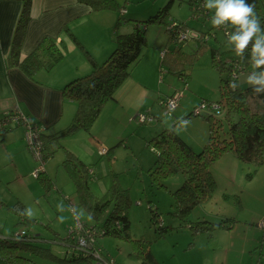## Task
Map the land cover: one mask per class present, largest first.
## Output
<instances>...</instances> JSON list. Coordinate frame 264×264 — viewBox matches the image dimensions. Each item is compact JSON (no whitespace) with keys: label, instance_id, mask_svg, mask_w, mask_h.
Wrapping results in <instances>:
<instances>
[{"label":"rangeland","instance_id":"obj_1","mask_svg":"<svg viewBox=\"0 0 264 264\" xmlns=\"http://www.w3.org/2000/svg\"><path fill=\"white\" fill-rule=\"evenodd\" d=\"M117 1L124 4L126 0ZM168 1L128 0L127 5L131 7L132 12H136L132 14L145 15L146 20L148 16H151L150 14H155ZM138 20L144 21V19ZM170 20L187 22L192 31L198 30L204 35L207 47L191 66V77L187 79V84L169 73L165 66L164 73L161 74L159 71L156 77L157 87L151 92L150 97L152 98L151 107L153 106L152 114L155 118L162 119H156L151 123H139L135 119L137 113H133L132 116L127 115L125 119L121 118L119 122H116L106 118L108 114V108H106L107 110L101 111V117H98L89 131L79 129L73 135L49 139L48 148H46L52 154L46 158L45 172L43 171L39 177L33 176L39 165L36 160H33L34 166L31 171L21 170L19 175L12 172L11 174L14 175L8 176L7 165L0 166L2 180L0 206L3 205V210L0 212V219L3 221H0L2 224L5 221L7 227L11 226V229L6 231L14 228V223L12 228V217H18V214L2 200L13 203L16 196L25 204L26 217L34 220L28 226H23H26L29 231L42 232L47 236L46 238L67 234L71 227L76 226L78 220L87 225L95 223L80 200L75 179L63 163L68 152L72 150L95 172L89 175L88 180L94 196H104L113 184L127 191L131 238L125 239L112 235L98 238V245L115 261V264H142L141 258L137 256L136 240L147 242L160 264H264V230L258 226V222L264 218V165L254 170L253 165L240 162L238 167L231 166V175L226 176L223 171L216 173L217 188L214 197L208 204L197 207L188 219L192 222L203 219L218 222L225 217H232L235 222L231 228L217 229L211 236L201 234L194 239L188 224L169 214L174 209L171 192L181 186L185 176L178 173L166 179L164 181L166 188H159L151 183L148 168L154 164L157 150L149 144V140L164 128L173 126L177 116L193 111L204 99L220 98V76L211 65V49L231 48L223 30L214 28L210 17L200 19L193 17L189 0H176L170 11ZM129 22L133 28L134 22ZM124 25L119 27L120 32H125L122 29ZM146 38L147 44L143 47L142 54H145L147 50L148 53H159L161 44H164L162 47L164 50L168 42L166 26L159 23L150 24L146 30ZM187 50L193 49L189 47ZM252 71L253 69L249 68L245 72H239L237 81L240 87L250 86L247 83V76ZM159 87L161 90L158 91ZM171 90L172 92L183 91L179 108L173 111V115L166 113L162 105V99L170 95ZM148 112L144 110L139 113ZM190 120L192 122L188 123ZM188 122V124L185 122L179 125L180 131L177 130V132L180 136L194 134L201 124L209 126L201 116H193ZM223 130H226V123H223L222 128L217 129L216 134L222 135ZM93 136L102 138L103 143L105 142L103 146L106 148L109 146L112 151L108 154L101 153V148L95 139L91 141V144L88 141ZM192 149L200 151L197 147ZM46 173L48 176L45 175ZM249 173H253L250 179L247 177ZM49 176L54 181V186L50 182L51 187H47L48 180L45 178ZM224 195H228V199H224ZM155 209L158 210L163 225L173 227V230L164 235L160 234L159 226L153 219L152 210ZM200 209L219 216L198 218ZM7 213L12 219L9 222ZM89 216L91 219L88 218ZM61 218L64 219L63 222ZM34 260L40 264H55L36 256Z\"/></svg>","mask_w":264,"mask_h":264},{"label":"trees","instance_id":"obj_2","mask_svg":"<svg viewBox=\"0 0 264 264\" xmlns=\"http://www.w3.org/2000/svg\"><path fill=\"white\" fill-rule=\"evenodd\" d=\"M77 1L89 5L94 11L113 10L120 13L115 25V48L105 61L98 62L70 32L67 25L62 27L63 32H67L75 40L92 69L90 73L70 80L62 88L63 97L76 103V112L68 127L55 139L72 135L79 129L87 131L91 129L105 104L115 99L117 90L131 76L134 67L140 61L142 49L147 44L146 30L150 24H164L168 34L167 49L162 56L161 72L164 71L165 66L169 73L186 84L187 79L191 77V66L207 47L202 34L195 39V42H192L191 46L184 47L187 41L178 42L177 31L188 28V24L179 21L176 27H171L173 20H170V11L176 0H169L155 14H151L146 20L144 18V21L126 17L121 13V9L126 7L128 1L124 4L117 0ZM202 2L205 4V0H189L193 17L200 16L197 19L201 18L197 12ZM247 2L254 5L261 26L264 27V0H247ZM31 6L32 0H23L9 63L20 66L30 77H33L41 69L52 70L62 60L63 53L59 49L57 39L46 36L29 55L25 57L21 55L22 42L27 25L31 20ZM204 9L207 10L205 7ZM206 17H211L210 11ZM129 21L134 22L133 28ZM123 24H130L131 29L127 32H120L119 27ZM229 30L232 31V29ZM189 47L193 50L188 51ZM211 65L220 76V98L216 102L226 104L225 117L218 119L212 115H196L194 111H191L175 121L176 124L189 120L193 116H201L208 122L210 134L202 149L198 152L194 151L176 132L175 124L164 128L149 140V144L157 150L155 162L148 170L151 183L159 188H166L164 183L166 179L178 173L185 176L181 186L171 192L174 209L169 214L188 224L193 239L201 234L211 236L217 229L231 228L235 222L232 217H225L218 222L209 219L192 222L188 219L193 210L207 202L217 188V182L211 170L214 162L223 153L233 151L240 161L253 165L254 170L264 165V93H255L251 85L242 88L237 81L240 71L253 69L250 63V52L241 58L235 54L233 48L227 50L212 48ZM233 83L237 85L235 89L230 86ZM203 101L213 102L207 99ZM223 123H226V130H223L222 135H217V129L222 128ZM11 129L13 128L0 131V135ZM43 135L45 137V133ZM111 151L112 148L107 153ZM47 154V157L51 156V153ZM63 163L76 181L82 204L86 206L95 220L93 226L102 231L98 238L112 235L130 239L127 191L113 184L104 196L96 197L91 192L88 182L89 175H91L89 166L73 152H68ZM252 176L253 173L247 175L249 179ZM45 179L48 180L47 187H50L51 179L49 177ZM24 207L21 201H17L9 208L18 214L17 225L28 226L34 220L26 217ZM152 213L154 223H157L160 217L159 212L155 209ZM173 229V227L169 228L164 225L159 226L161 235ZM62 241L72 250L63 254L55 252L53 245L57 244L56 237L49 239L39 234L28 233L27 230L13 232L11 235H4L0 231V264H40L34 260L35 256L55 264H97L101 258L102 260L110 258L98 245V239L95 246L88 250L77 249L75 243L67 237ZM135 245L137 256L141 258L142 264H160L147 242L136 240ZM96 250H100V257L95 253Z\"/></svg>","mask_w":264,"mask_h":264},{"label":"crops","instance_id":"obj_3","mask_svg":"<svg viewBox=\"0 0 264 264\" xmlns=\"http://www.w3.org/2000/svg\"><path fill=\"white\" fill-rule=\"evenodd\" d=\"M127 4L125 7V16L137 19L145 18V15L132 14L136 12H132L133 10ZM22 7L23 0H0V117L6 111L18 108L21 113L30 117L33 122L45 128V141L46 147L48 148L49 139H55L60 132L68 127L76 111V103L63 97L62 88L70 80L84 76L90 73L92 69L91 64L75 40L67 32H63L62 27L67 25L70 32L82 43L91 55L98 62H103L115 48V25L120 13L113 10L94 11L89 5L77 0H32L31 20L27 25L25 37L22 42L21 55L23 57L29 55L44 37L52 36L57 39V44L63 53V58L52 70L46 71L41 69L33 77H30L20 66L9 63L12 42ZM188 28H190L189 24ZM122 29L125 32L129 31L131 29L130 24H125ZM159 30L162 29L159 28ZM192 42H195V40L188 41L184 44V47H188ZM163 46L164 44H161V53H148L147 50L145 54H142L131 76L117 90L115 99L110 100L103 107L102 112L108 108L106 118H111L119 122L121 118L125 119L127 115L132 116L133 113L138 114L146 110L154 117L155 121L156 119H162L161 117L155 118L152 114L153 106L151 107L152 98L150 96L151 92L155 91L157 87L156 77L163 68L161 67V62L163 52L167 49V44L164 50H162ZM159 90H161L160 87L158 88ZM174 91L172 92L171 90L170 93H172L170 95ZM189 113L180 114L181 116H177L176 119ZM154 120L150 121V123L155 122ZM185 122L187 123L188 120L176 124L173 122L176 132L177 130L180 131L179 125ZM190 122L192 120L188 123ZM209 134V126L201 124L197 127L194 134L184 136L185 138L183 136L181 137L191 147L202 149L209 138ZM94 139L99 146L105 143H103L102 138L95 136L88 140L89 143L91 144V141L93 142ZM107 149L109 151V146ZM0 151V166L7 165L8 170L6 173L8 176L14 174L19 175L21 170L25 172L26 170H32L31 168L34 166L33 160L35 159L28 150L23 126L15 127L0 135ZM70 151L73 152L72 150ZM47 152L49 153V151ZM73 153L76 154L75 152ZM76 156L78 155L76 154ZM78 158L80 157L78 156ZM240 162L242 161L239 160L233 151L223 153L211 167L215 180H217L216 173H221L222 171L226 176L231 175V166L235 165L238 167ZM152 166H149L148 169ZM22 167L25 169H21ZM92 171L94 172L93 169ZM12 172L15 173L11 174ZM45 175L48 176V173ZM51 181V185L54 186V181L52 179ZM0 184H2L1 179ZM214 193L203 204H208L214 197ZM224 199H228V195H224ZM2 201L9 207L13 206L17 201L23 203L17 196L13 203H8L6 200ZM203 204L199 206L201 207ZM2 206H0V212L3 210ZM73 211L75 212V208H73ZM7 215L8 222L13 219L12 228L13 223L14 228L6 231L7 229H11V226L7 227L5 221L4 224L0 221V231L2 234L11 235L13 232L27 230L28 233L47 237L42 232L29 231L23 224L17 225L19 218L12 217L10 219V214L7 213ZM202 216L218 217L219 215L210 214L200 209L198 218ZM67 234H58L59 237H56L57 244H55V248L53 247V249H57L56 252L59 254L72 250V248L62 241L67 237Z\"/></svg>","mask_w":264,"mask_h":264},{"label":"built area","instance_id":"obj_4","mask_svg":"<svg viewBox=\"0 0 264 264\" xmlns=\"http://www.w3.org/2000/svg\"><path fill=\"white\" fill-rule=\"evenodd\" d=\"M203 5L204 2H202L200 7L198 8L197 14L201 15V17H206L209 14V11L205 10ZM121 13L125 14L126 9L122 8ZM176 25H177V21L173 20L171 27L174 28L176 27ZM220 29L223 30V32L227 36L226 30L223 28ZM227 31L230 32L229 29ZM200 36H201L200 32L192 31L190 28L181 29L177 31V40L180 43L197 39ZM235 77H237V75H235ZM182 94L183 91H175L172 95L166 96L162 100V105L166 110V113L168 114L173 113V111L179 105V101L182 97ZM226 109L227 107L225 103H220L216 101L213 102L202 101L199 105L195 107L193 111L194 114L196 115L198 114L212 115L218 119H223L225 117ZM135 119L139 123H144V122L153 121L154 117L150 113H146V114L138 113L135 116ZM15 124L19 126H23L25 129V138L28 149L32 153L34 159L39 163L38 168L33 173V176L39 177V175L44 171L46 158H48L47 157L48 154L46 151L45 137L43 135L45 128L33 122L30 117L21 113L18 108H15L13 110L6 111L2 114L0 119V131H5L7 129L13 128L14 126H16ZM100 148H101L100 149L101 153H106L108 151V149L103 145L100 146ZM89 173L94 174L92 169H90ZM157 225L159 226L163 225V220L161 218H158ZM258 226L259 228L264 230V218H262L258 222ZM101 232H102L101 229H98L93 225L84 224L80 220H78L76 226L71 227L68 230L67 238H69L70 240H72V242L75 243V247L77 249L88 250V248L95 246ZM95 253L97 254L98 257H100L99 256L100 250H96ZM97 264H115V261L112 258L105 260H102L101 258L98 260Z\"/></svg>","mask_w":264,"mask_h":264},{"label":"clouds","instance_id":"obj_5","mask_svg":"<svg viewBox=\"0 0 264 264\" xmlns=\"http://www.w3.org/2000/svg\"><path fill=\"white\" fill-rule=\"evenodd\" d=\"M203 6L213 13L210 17L212 26L226 30L228 45L237 56L244 58L250 52L253 71L247 76V83L255 93H264V27L254 5L247 0H205ZM230 86L235 89L237 85ZM63 220L61 218V222Z\"/></svg>","mask_w":264,"mask_h":264}]
</instances>
